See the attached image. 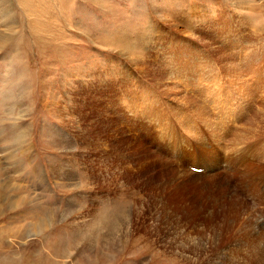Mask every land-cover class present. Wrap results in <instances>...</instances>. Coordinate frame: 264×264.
<instances>
[{"label": "rangeland", "instance_id": "obj_1", "mask_svg": "<svg viewBox=\"0 0 264 264\" xmlns=\"http://www.w3.org/2000/svg\"><path fill=\"white\" fill-rule=\"evenodd\" d=\"M263 7L264 0H0V264H254L252 249L239 243L264 236V182L246 174L242 189L225 157L242 148L232 143L234 130L264 131L245 121L264 118V104L252 93L256 106L246 112L248 103L232 99L238 109L225 118L231 86L212 55L263 51ZM249 38L248 47L228 50ZM182 51L204 58H193L204 81L202 110L189 104L191 82L172 59ZM247 75L238 84L246 86ZM144 90L156 104L153 117ZM184 137L194 157L178 151L174 141ZM222 146L220 166L218 152L216 166L201 162L203 148ZM87 196L98 201L89 206ZM99 198L107 207L114 199L130 205L122 215L111 211L114 234L102 244L105 229L98 230L87 255L82 231L103 219L93 221ZM232 199L236 212L226 215ZM117 217L128 218L124 229Z\"/></svg>", "mask_w": 264, "mask_h": 264}, {"label": "bare ground", "instance_id": "obj_2", "mask_svg": "<svg viewBox=\"0 0 264 264\" xmlns=\"http://www.w3.org/2000/svg\"><path fill=\"white\" fill-rule=\"evenodd\" d=\"M242 1V0H240ZM240 5H243L241 4L240 2L238 3L237 7H239ZM245 7V6H244ZM250 7H254V6H251ZM257 8V7H255ZM259 8H262V7H259ZM264 8V7H263ZM240 10V9H239ZM253 10V9H252ZM252 14V13H251ZM247 20V19H246ZM248 22V20H247ZM249 23V22H248ZM251 24V23H250ZM251 26V25H250ZM254 27V26H253ZM261 27V26H260ZM264 27V25H263ZM256 30H258L256 28ZM251 31V30H250ZM258 31H261V30H258ZM264 31L260 32L264 35L263 33ZM261 34V36H262ZM130 35H133L132 37H135V36H138L139 35V30H135L133 32V34H130ZM254 36H258L260 34H253ZM260 36V37H261ZM255 38V37H254ZM256 39V38H255ZM245 40V39H244ZM254 42V41H253ZM256 42V40H255ZM252 43L251 39L249 38V40L247 42H243V43H240L239 45H228L229 49L228 50H231V49H234V48H237L239 46H247ZM254 44V43H253ZM262 46V45H261ZM223 48V47H222ZM259 48V47H258ZM257 48V49H258ZM259 50V49H258ZM237 52V51H236ZM236 52H233L232 50L231 51H227L228 55L224 54V55H216L215 57L212 55V57L214 58L215 62L217 63L216 66L219 67V69L221 70L220 72H222L223 74V78L226 79V82L231 86V89L229 90L230 92V96H229V99L226 98V101H227V104L226 106L224 107L223 110H220L222 111L221 114H224V117L225 118H229L231 116V114L233 113V111L237 110L238 109V104L236 105H233L231 104L230 105V102H232L233 100L234 101H238L239 104L241 105V108L243 106V103H248L249 107L250 105L253 107L256 106V101L255 99H253V94L252 93H256L257 97H258V101L260 104H264V81L262 80L263 78L259 77V73L263 72L264 70V50L261 51V52H255L253 55H251V53H247L246 55H244L245 51H241V53H236ZM251 52V51H250ZM178 53H180L178 55ZM236 53V54H234ZM176 55H174L172 57V59L174 60V62L178 65V74L184 76L185 79L189 80L191 82V87L193 90V93L195 94V97L192 95L190 96L188 99L189 101V104L193 105L194 108L198 109V110H202L203 107L202 105L200 106L198 104V102H202L201 99L202 97L204 96L203 94V90L202 87H203V80L200 78V74H199V70H201V67L200 66H197L193 60V58H195V60L199 59L200 61H203V59H200L198 56H195L194 54L192 53H187V52H184L182 51L181 52H175ZM223 54V53H222ZM209 56V55H208ZM210 57V56H209ZM207 58V57H206ZM210 60V59H209ZM208 60V62H209ZM203 63V62H202ZM183 66V67H182ZM231 66V67H230ZM186 67H189L190 69L186 68ZM211 67V66H210ZM214 67V66H213ZM214 70V69H213ZM211 72V71H210ZM215 72V71H214ZM201 73V72H200ZM203 73V71H202ZM201 73V74H202ZM209 73V72H208ZM241 73H247L248 77H249V83L246 84V86H241V84H238V81L241 79ZM264 73V72H263ZM177 74V75H178ZM214 75V74H213ZM216 75V74H215ZM209 76V74H208ZM176 77V76H175ZM220 77V76H219ZM262 81H260V80ZM241 80H244V79H241ZM240 80V81H241ZM184 81V80H183ZM239 81V82H240ZM181 82V80H180ZM246 83V81H245ZM202 84V85H200ZM177 85V84H175ZM185 86V85H184ZM228 86V85H227ZM236 86L238 88H236ZM176 87V86H175ZM217 88V87H216ZM188 89V88H187ZM213 89V88H212ZM219 89V88H218ZM189 90V89H188ZM215 90V88H214ZM247 92L245 96L242 95L243 92L245 91ZM207 91V90H206ZM217 91V90H216ZM242 91V92H241ZM192 92V91H191ZM145 97H146V101H143L142 103L145 105H148L152 108H154V110L151 111V116L153 117L154 116V112H155V102L153 100H151L149 98V94H150V91L149 90H144L143 92H141ZM212 93V92H211ZM210 93V94H211ZM215 93H213V96H214ZM219 94V93H218ZM190 95V94H189ZM212 95V94H211ZM217 95V94H216ZM151 96L153 97V99L155 98L154 94L151 93ZM222 96V95H221ZM260 96V98H259ZM187 97V96H185ZM201 97V98H200ZM206 98V97H204ZM210 98V97H209ZM208 98V99H209ZM262 98V99H261ZM219 99V97H218ZM231 99V100H230ZM233 99V100H232ZM220 102V101H218ZM142 103L139 99V108L142 107ZM184 103V102H183ZM205 103H207L205 101ZM209 107L211 108H216L215 105L211 102L208 104ZM247 105V104H246ZM187 106V105H185ZM144 107V106H143ZM244 107V106H243ZM173 108V106H172ZM187 108V107H186ZM206 108V107H205ZM208 108V107H207ZM222 108V107H221ZM248 108V107H247ZM246 108V112H250L251 111V107L250 109H247ZM149 110V109H148ZM172 111V109H171ZM194 111V110H193ZM197 111V110H196ZM194 111V112H196ZM257 111L259 112V109L257 108ZM177 112V111H176ZM172 113V112H171ZM253 113V111H252ZM164 114V113H163ZM162 114V115H163ZM193 115V113H191ZM190 114V115H191ZM195 114V113H194ZM159 115V113H158ZM175 115V114H174ZM173 115V116H174ZM182 115V114H181ZM233 115V114H232ZM262 115V114H261ZM261 115L260 116H257V114L255 113L252 117H250L249 119L248 118H245V121L246 123H248L249 121V124H254V125H259L261 126L262 123L260 120H262L264 122V118L262 117L261 118ZM170 116H172L170 114ZM195 116V115H193ZM210 116V115H209ZM160 117V116H159ZM167 117V116H166ZM177 121L180 123L181 119H180V116L178 115H175ZM190 117V116H188ZM219 117V116H218ZM221 117V116H220ZM170 118V117H169ZM184 118V117H183ZM231 118V117H230ZM238 118H241V117H238ZM153 119V118H152ZM185 119V118H184ZM199 119V118H198ZM207 118H205L206 120ZM211 119V118H210ZM161 120V119H160ZM187 120V119H185ZM189 120V119H188ZM200 120V119H199ZM202 120V119H201ZM229 119H223L222 120V123L227 121ZM233 120V119H231ZM243 120V119H241ZM248 120V121H247ZM193 121V119H192ZM191 121V122H192ZM219 121V119H218ZM162 122V121H161ZM177 122V123H178ZM194 122V121H193ZM157 123V122H156ZM174 123V121H173ZM178 123V124H179ZM195 123V122H194ZM221 123V124H222ZM151 124V123H150ZM166 124V123H165ZM201 124V123H200ZM217 124V123H216ZM181 125V124H180ZM187 125V124H186ZM185 125V126H186ZM190 125V124H189ZM197 125V124H196ZM205 125L208 127L210 126L208 124V121H205ZM223 125V124H222ZM160 126V125H159ZM168 126V124H167ZM171 126V125H170ZM184 126V127H185ZM230 126V125H229ZM236 126V124H235ZM176 127V126H175ZM189 127V126H188ZM191 127V125H190ZM194 127V126H193ZM203 127V126H202ZM222 127V126H221ZM197 128V127H196ZM155 129V128H154ZM182 129V127L180 128ZM185 130V128H183ZM212 131H213V134H220L221 130L218 129V127L215 125L213 127L210 128ZM261 129V128H260ZM165 131V129H163ZM183 130V131H184ZM187 130V129H186ZM238 130V129H237ZM162 132V130H160ZM167 131V130H166ZM197 131L199 132V130L197 129ZM207 131V129L205 130ZM230 131V129L228 127H225L224 129V132H222L224 135L227 134L228 132ZM250 132L248 131H235L234 130V134L232 135L233 136V139H232V143L234 144V146L238 145L239 143H241L239 148H235V150L231 153V151L233 149H231V151H229V153L226 155L225 159H226V168L227 166L230 164V168L232 166H234V168L231 170V172H235V173H238L240 179L242 180V182L240 183V186L242 187V189H249L247 183L245 182L246 179H245V176L246 174L249 175L252 179H255L257 177H262V179H260L258 182H264V141L262 138H264V131H263V128L261 131L259 132H255V131H252L249 129ZM157 132V131H156ZM182 132V131H181ZM187 132V131H186ZM231 132V131H230ZM176 133V132H175ZM189 133V132H188ZM207 133V132H206ZM233 133V132H232ZM156 134V133H155ZM199 134V133H198ZM203 134V133H202ZM197 135V134H196ZM180 137V136H179ZM189 137V136H187ZM213 137V136H212ZM162 138V137H161ZM164 138V137H163ZM220 138V137H219ZM224 138V136H223ZM154 139H155V136H154ZM153 138L152 140L155 141ZM186 137L184 138H178V141H174L176 144L178 143L180 146H181V150H178L180 153H181V156L184 157V158H187V156L189 157H194V153H188V144L190 143L189 140H185ZM206 139V138H205ZM215 139V138H213ZM222 139V138H221ZM225 139V138H224ZM194 140V138H193ZM197 140V139H196ZM201 140V139H200ZM160 141V140H158ZM220 141V140H219ZM216 142V141H215ZM168 143V142H167ZM202 144V143H200ZM215 144V143H214ZM224 144V143H223ZM228 145V143L226 144ZM225 145V146H226ZM203 146V145H202ZM215 146V145H214ZM220 146V144H219ZM230 146V145H229ZM232 148V146H230ZM160 148V147H159ZM197 150V149H196ZM220 150V149H219ZM225 150V149H224ZM176 151V150H175ZM198 152V151H197ZM217 152L219 153L220 155V158H219V166L221 164V159L222 158V153H223V146L221 147V150L220 152L219 151H215V150H209L208 147L207 149L203 148L202 151L200 152L202 154V160L201 162L205 165L206 163L210 164V166H216L217 165V161H218V155H217ZM227 153V152H226ZM113 154V153H112ZM175 154V153H174ZM148 155V154H147ZM180 157V158H182ZM119 158V157H118ZM128 161L130 160H134L137 162V164H142V162L136 158H134L131 154L128 155ZM120 159H118L119 161ZM177 160V158L175 159V161ZM121 161V160H120ZM179 162H181V160H179ZM183 163V162H181ZM180 163V164H181ZM234 163V165H233ZM200 167V166H199ZM185 168H198V167H186ZM222 168H225V167H222ZM221 170H225V169H222ZM243 169V170H241ZM65 172V171H64ZM230 172V171H229ZM130 174V173H129ZM62 175L66 178H69L67 177L65 174L61 173V177ZM71 175V174H70ZM235 175V174H234ZM192 176V175H191ZM195 176V175H194ZM193 176V177H194ZM222 176H224L225 178H228L227 177V171H222ZM236 177V176H235ZM164 178V177H163ZM180 179V178H179ZM253 183H251V185L254 184V180H252ZM255 182H256V179H255ZM238 184V182H237ZM255 184H258V183H255ZM86 185V184H84ZM88 185V184H87ZM237 186V185H236ZM73 188H77V186H74ZM83 188V187H82ZM211 188V187H210ZM74 190V189H73ZM87 191V190H86ZM181 191V190H180ZM75 192V190H74ZM182 192V191H181ZM183 194V193H181ZM92 196H95V195H92ZM221 196V195H220ZM219 196V198H220ZM175 198V197H174ZM98 199V198H97ZM97 199L91 197V196H87V197H83L81 200L86 203V201H88V205L91 206L93 204H95L94 201H96ZM222 201L221 203L219 204V206L222 208L223 207V204H224V201L226 200L225 198H221ZM98 201V200H97ZM109 201L110 200H106V202L104 201H101L100 198H99V204H100V207L98 210H96V212H94V215H93V221L96 219V216L100 215V214H104L103 216V219H99L96 223V227H93V226H89L87 228H85L82 233H83V237L82 238V241L85 243L83 248L85 247V245L87 244V242H91V241H95L96 242V239L98 238V233L100 234L101 232H98V230H103L105 229V232L102 234V244H107L108 245V238L111 239L112 235L114 234H111L110 235V232L112 230L111 227H109V222H110V219H109V215L111 214V211H115L116 213H119V215H122L123 212H125L126 210H124V207L125 205H130L128 202L127 203H123L122 201H119L117 199H114V201L111 202L110 206L111 207H107L106 203L109 204ZM238 201V200H237ZM235 199H232L230 202H229V207H228V210H227V214H230L232 213L233 211L236 212V209L235 208V202H237ZM226 203V201H225ZM222 204V205H221ZM240 205V204H239ZM237 207L241 208L240 206H238V204L236 205ZM130 207V206H129ZM134 207V206H133ZM183 208V207H182ZM224 208V207H223ZM243 209V208H242ZM123 210V211H122ZM245 210V209H244ZM122 211V212H121ZM243 211V210H242ZM140 213V212H139ZM234 213V212H233ZM131 214V213H130ZM140 216V214H139ZM89 218V217H88ZM99 218V217H98ZM97 218V219H98ZM238 218V217H237ZM112 220V219H111ZM92 221V222H93ZM90 222V221H89ZM95 222V221H94ZM113 222V221H112ZM115 222L117 224L119 230L120 229H124L123 227L125 226L124 223L126 224L128 222V218H119L117 217L115 219ZM91 224V223H90ZM111 224V222H110ZM115 225V223H114ZM114 225L112 227H114ZM86 226V225H84ZM129 226V225H127ZM248 226V225H247ZM247 228V227H246ZM250 228V227H249ZM126 230V229H125ZM130 230V229H129ZM129 230L127 232H129ZM78 232H81L80 230ZM95 232V234H94ZM248 232V231H246ZM87 233V234H86ZM80 234V233H79ZM262 235V234H261ZM258 236V235H257ZM80 237V236H79ZM87 237V238H86ZM117 237V236H116ZM255 236H252V235H248V236H245L246 239H244V244H241L239 243V245H245V246H248L250 249H252V253L255 255L254 257V260H252L254 262V264H264V248H258L257 246L255 247L253 245L256 244V242H259L258 240L260 239V242H261V238L260 237H263L264 236H260L259 239L257 240L256 238H254ZM86 239H89V240H85ZM128 238V237H127ZM114 239V238H113ZM108 240V241H107ZM125 240V238H124ZM264 240V239H263ZM128 240H125V242H127ZM132 241V240H130ZM262 243V242H261ZM136 244V243H135ZM258 244V243H257ZM182 246V245H181ZM263 243L261 245V247H263ZM91 247H93V245L91 244ZM133 247V245H132ZM136 247V246H135ZM139 247V246H137ZM83 248L81 250H83ZM239 248V247H238ZM261 249V250H260ZM255 251V253H254ZM86 252L87 255H91L93 252H92V248H89V249H86L84 248V251L83 253ZM241 253V250L238 249V254ZM251 253V251L249 252ZM233 256H234V252H231L229 253L226 257H228V262L232 263L231 260H233ZM247 257V256H246ZM89 258V257H88ZM105 262H108L107 260V257H105ZM100 259V258H99ZM247 259V258H246ZM223 260V259H222ZM97 261V260H96ZM95 261V262H96ZM103 263V261H101ZM100 262V263H101ZM110 262V261H109ZM97 263V262H96ZM111 263V262H110ZM242 262H240L241 264ZM106 264V263H105ZM245 264V263H244Z\"/></svg>", "mask_w": 264, "mask_h": 264}]
</instances>
